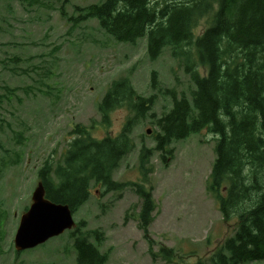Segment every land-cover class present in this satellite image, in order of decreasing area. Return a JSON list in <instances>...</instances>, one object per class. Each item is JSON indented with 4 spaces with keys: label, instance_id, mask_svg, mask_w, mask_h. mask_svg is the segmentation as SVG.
<instances>
[{
    "label": "rangeland",
    "instance_id": "374dc122",
    "mask_svg": "<svg viewBox=\"0 0 264 264\" xmlns=\"http://www.w3.org/2000/svg\"><path fill=\"white\" fill-rule=\"evenodd\" d=\"M99 2L0 0V264H76L72 229L23 252L15 249L14 238L40 181L39 169L65 156L75 127L83 125L97 138L123 129L131 115L128 107L112 110L109 123L99 110L112 82L121 77L129 78L143 95L157 93L155 102L133 127L134 151L113 173L125 188L108 191L92 183L90 198L74 213L75 221L84 223V231L102 234L101 242L91 240L108 254L105 264L207 261L237 229V217L225 221L218 193L209 189L217 136L204 129L174 141L168 147L171 154L154 150L155 119L172 106L168 91L190 97L194 84L168 48L152 59L146 37L119 42L96 18L70 20ZM153 70L158 73L157 91L151 88ZM142 145L154 150L148 178L156 203L149 226L152 252L139 222L142 198L134 185L143 182ZM257 165L243 168L246 185L264 184V162ZM163 246L174 249L173 259L160 254ZM242 264H264V259Z\"/></svg>",
    "mask_w": 264,
    "mask_h": 264
},
{
    "label": "trees",
    "instance_id": "16d2710c",
    "mask_svg": "<svg viewBox=\"0 0 264 264\" xmlns=\"http://www.w3.org/2000/svg\"><path fill=\"white\" fill-rule=\"evenodd\" d=\"M80 10L71 21L96 18L119 42L134 43L146 37L150 58L157 59L168 48L190 76L195 87L190 97L168 91L172 106L155 119L154 150L171 154L168 147L174 141L204 129L217 136L209 189L218 193L224 220L237 217V229L208 262L186 264H242L264 259V184L246 185L243 175L246 165L257 168L258 162H264V0H101ZM151 88L160 89L155 70ZM156 94L139 93L127 77L113 81L99 104L103 122L109 123V115L117 107H128L131 115L119 134L103 138L77 125L65 156L56 164L46 161L38 171L47 197L76 212L89 200L92 183L108 191L125 188L113 173L134 151L133 127L152 109ZM154 150L142 145L139 164L143 182L134 183L142 198L138 218L150 252L153 239L149 226L156 203L148 178ZM83 229L81 222L71 233L76 264H105L108 254L91 240L101 242L102 234ZM173 250L163 246L160 254L171 260Z\"/></svg>",
    "mask_w": 264,
    "mask_h": 264
},
{
    "label": "water",
    "instance_id": "95a60500",
    "mask_svg": "<svg viewBox=\"0 0 264 264\" xmlns=\"http://www.w3.org/2000/svg\"><path fill=\"white\" fill-rule=\"evenodd\" d=\"M151 131L148 129L147 133ZM76 225L70 206L49 199L45 185L40 180L33 191L30 207L20 217L14 238L15 249L21 252L35 248Z\"/></svg>",
    "mask_w": 264,
    "mask_h": 264
}]
</instances>
